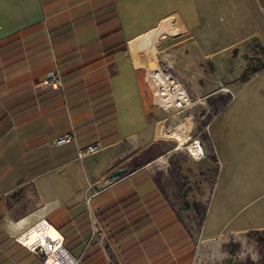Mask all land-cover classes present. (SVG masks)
Wrapping results in <instances>:
<instances>
[{
    "label": "crops",
    "instance_id": "1",
    "mask_svg": "<svg viewBox=\"0 0 264 264\" xmlns=\"http://www.w3.org/2000/svg\"><path fill=\"white\" fill-rule=\"evenodd\" d=\"M178 1L0 0V264H59L19 243L34 248L41 222L76 264H112L108 246L120 264L186 261V232L154 178L117 164L125 142L155 140L146 75L127 48L161 26L159 43L176 36L171 17L187 32L164 10ZM50 71L62 89L38 88ZM225 87L232 98L206 127L218 160L205 161L217 169L210 199L250 209L238 234L264 231V68Z\"/></svg>",
    "mask_w": 264,
    "mask_h": 264
},
{
    "label": "rangeland",
    "instance_id": "2",
    "mask_svg": "<svg viewBox=\"0 0 264 264\" xmlns=\"http://www.w3.org/2000/svg\"><path fill=\"white\" fill-rule=\"evenodd\" d=\"M164 10L167 14L179 13L188 31L182 34L176 17H171L172 25L179 30L176 36L159 43L168 35L161 26L132 41L148 36L158 39V65L173 73L193 103L187 107L185 104L161 107L150 76L149 60H144L140 66L146 75L145 94L150 101L155 140L145 146L125 142L117 164L120 169L127 168L126 171L144 165L154 178L186 232L188 256L183 264H264V236L238 234L247 224L250 209L217 196L210 199L211 171L216 165L206 171L208 156L194 160L186 150L193 140H202L207 133L206 120L213 111L211 100L230 94L213 93L219 89L231 91L225 87L228 81L247 79L264 68V0H179L166 5ZM162 41L167 43L163 47ZM193 53L201 59L200 64L183 66ZM180 145L183 148L177 150ZM123 170L122 174L126 172ZM176 172L181 175L180 180ZM206 178L208 182L204 185ZM184 184L186 192L182 190ZM205 216L206 236L215 238L203 235ZM50 235L57 237L51 232Z\"/></svg>",
    "mask_w": 264,
    "mask_h": 264
},
{
    "label": "bare ground",
    "instance_id": "3",
    "mask_svg": "<svg viewBox=\"0 0 264 264\" xmlns=\"http://www.w3.org/2000/svg\"><path fill=\"white\" fill-rule=\"evenodd\" d=\"M157 46L158 39L153 36H148L138 41H131L129 44V50L136 65L144 63V60H149L150 76L157 87L155 90L158 97V103L161 107L168 109L174 106H182L183 104H185V107L192 105L193 102L186 89L178 79L174 77L173 73L171 71H164L158 65ZM222 91L227 90L223 89ZM189 133L190 132H188V136ZM187 142H189V139ZM188 147L193 151L192 145H189ZM182 148L183 146L180 145L177 150H181ZM34 229L40 237L35 240L34 248L32 249H36L43 245L48 253L47 258L53 257L59 264H76V260L62 246L61 238L51 237L48 224L41 222L37 224Z\"/></svg>",
    "mask_w": 264,
    "mask_h": 264
},
{
    "label": "built area",
    "instance_id": "4",
    "mask_svg": "<svg viewBox=\"0 0 264 264\" xmlns=\"http://www.w3.org/2000/svg\"><path fill=\"white\" fill-rule=\"evenodd\" d=\"M63 85L64 83H63V80L60 74L56 71H50L47 73L45 78L40 83H38L37 86L38 88H49L50 87L53 89H62ZM227 91L231 93V91L229 90ZM190 139L191 137L189 138V141ZM75 140H76V134L74 132H70L60 137L56 141V144L62 145V144L70 143ZM191 145H192L193 151L188 146H186V150L191 158H193L194 160H198V161H201L207 158V150L205 146L203 145L202 140L200 138L193 140L191 142ZM98 149H99V145L89 146L86 149L80 150L78 152V157L80 159H83L84 157L90 154L96 153ZM19 243L32 252H37L38 254L44 255L46 258L48 257V253L43 245L37 247L36 249H31L30 247L22 243L20 240H19Z\"/></svg>",
    "mask_w": 264,
    "mask_h": 264
},
{
    "label": "trees",
    "instance_id": "5",
    "mask_svg": "<svg viewBox=\"0 0 264 264\" xmlns=\"http://www.w3.org/2000/svg\"><path fill=\"white\" fill-rule=\"evenodd\" d=\"M256 72V71H255ZM232 96L230 94L228 95H223L221 96L219 99L213 101L211 100V105L213 106V111L212 113L208 116L207 120H206V126L209 124V122L211 121V119L217 115L231 100ZM202 143L205 146L206 150H207V156L208 158L211 160V162L217 164L218 160L217 157L215 155V151L212 145V142L210 141L209 135L203 134L202 135ZM142 166V165H141ZM212 174L214 175V177H216L217 174V169H212ZM176 176L178 177V179H181V175L179 173L176 172ZM182 190L183 192H186L187 190V185L184 184L182 186ZM250 235H253L255 237H260V236H264V231H250L249 232ZM110 259L112 261V264H120L116 258V255L114 254L113 250L108 246L106 248Z\"/></svg>",
    "mask_w": 264,
    "mask_h": 264
},
{
    "label": "water",
    "instance_id": "6",
    "mask_svg": "<svg viewBox=\"0 0 264 264\" xmlns=\"http://www.w3.org/2000/svg\"><path fill=\"white\" fill-rule=\"evenodd\" d=\"M122 174V171H116L114 174H113V177H118Z\"/></svg>",
    "mask_w": 264,
    "mask_h": 264
}]
</instances>
